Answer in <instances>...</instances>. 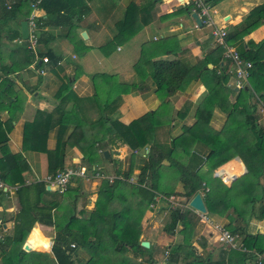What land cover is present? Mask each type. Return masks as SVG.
<instances>
[{
	"label": "trees",
	"instance_id": "obj_1",
	"mask_svg": "<svg viewBox=\"0 0 264 264\" xmlns=\"http://www.w3.org/2000/svg\"><path fill=\"white\" fill-rule=\"evenodd\" d=\"M34 1L0 0V21L5 23L25 19ZM217 1L202 0L209 7ZM35 5L44 14V17L35 18L38 30L43 26H67V35L74 29V21L86 9L85 5L70 6L67 0H38ZM192 7L193 3L188 1L181 8L190 11ZM74 17L76 19L72 21ZM128 18L125 17L124 21ZM260 24H264V3L252 8L242 22L226 32L225 43H236L242 33ZM38 30L37 41H40ZM11 37H19L17 30ZM119 39L118 35L113 37L115 41ZM246 45L242 47L238 44L237 53L242 60L249 61L251 66L247 70L245 84L237 89L227 85L230 76L228 65L231 64L230 61L219 64L223 51L220 45L205 53L197 63L181 60L175 52L169 50L161 53L152 51L147 55L146 49L142 48L140 56L132 64L134 75L139 80L132 81L129 87H135L143 79L149 78L159 97V104L128 123H122L107 113V109L115 104L116 100L112 98L115 89L122 84L110 80L104 99L95 95V102L99 105L98 117L86 122L78 117L75 110L65 111L63 108L64 103L71 99L76 103L75 96L69 90L71 80L67 79V83L59 88L64 95L59 98L58 105L49 113L37 111L38 118L32 123H26L22 134L23 149L45 153L48 175L62 169L65 144L71 145L74 135V143L83 155L87 170L102 159V153H97V143L103 140L110 144H125L130 150L147 145L144 156L131 152L126 169H115V177L100 182L96 198L88 210L84 209V203L80 200V185L76 179L72 184L70 180L62 191L52 192L44 189L43 181L23 184L20 172L23 161L19 155L11 154L4 148L6 135L0 121V179L6 184L15 185L18 202V210L12 217L11 233L2 234L0 230V264H133L124 255L126 249L135 255L147 253L148 262L136 264H154L150 257L151 246L144 248L139 244V223L149 204L156 198L167 200L176 183L181 185V191L176 193L187 199L200 192L206 213L231 214L235 220L234 226L225 227L233 234H242L240 241L246 250L262 253L264 235L246 234L244 226L251 214L264 220V128L258 125L255 115L257 103L264 108V39L256 44L248 40ZM18 48L13 53L17 55L22 51L23 58H19L25 65L32 63L34 56L27 48V42L22 41ZM75 49L81 52L86 47ZM43 56L52 65L58 61V57L51 51L40 53V60ZM207 64H216L217 68H209ZM35 66L38 67L37 62ZM14 71L16 65L0 63V103L6 102L5 105L0 104V110L6 109L8 112L3 123L7 129L12 126L11 112L16 109L13 101L19 97L13 82L6 78L8 73ZM195 77L206 90L194 105L193 122L187 126L182 125L177 135L169 133L167 143L157 142L154 139L156 129L168 125L173 119H182L191 105L186 104L172 113L167 97L175 90H184L190 79ZM230 95H233L232 101L229 100ZM214 107L225 114L219 129L210 125ZM53 126L71 128L63 140L56 142L54 148L47 149L45 139ZM179 156L187 157V160ZM235 156L243 162L245 173L228 185L223 184L220 178L211 176L213 169ZM137 160L138 164H135ZM235 164L232 161L224 164L218 172L225 174L228 179L229 175L241 170ZM134 165L138 172L135 180L128 182ZM237 166L240 164L237 163ZM0 193H3L2 189ZM43 194L50 196V199L43 200ZM256 201L261 204L254 214ZM197 221V215L188 206L169 208L168 222L163 229L170 233L179 224L181 240L167 248V264H244L252 258L250 252L229 249L227 252L219 251L217 258L212 259L204 240L199 241L202 251L197 252L192 245ZM35 222L50 228L54 233L50 260L43 253L22 249Z\"/></svg>",
	"mask_w": 264,
	"mask_h": 264
},
{
	"label": "crops",
	"instance_id": "obj_2",
	"mask_svg": "<svg viewBox=\"0 0 264 264\" xmlns=\"http://www.w3.org/2000/svg\"><path fill=\"white\" fill-rule=\"evenodd\" d=\"M6 1L9 2L10 0ZM188 1L190 0H151L150 3V0H67L68 4L73 7L85 5V11L77 19L75 17L72 18V21L76 19L74 21L76 26L74 25V29H71L68 35L66 34L67 26H43V28L38 30L40 41H37L34 52L30 50L34 60L28 65H25L19 58H23L24 53L22 51L17 55L13 53V50H19L18 46L23 41L20 38L19 23L22 20H26L30 12L35 14L36 17H44L43 11L37 7L32 10L30 6L25 19L6 21L5 23L0 21V63L16 65V71L8 73L6 78L13 82L14 89L19 92V97L13 101V106L16 109L11 112L13 115L12 126L7 129L3 124L8 115L6 109L0 110V121L6 135L4 148L11 154L19 155L23 161V167L21 166L20 169L23 184L43 181V178L47 175L45 153L23 149L22 147L24 126L26 123H32L38 118L37 111L49 113L58 105L60 102L59 98L64 95L63 92L59 91V88L67 83V79L71 80L69 90L75 96L74 100H76V103L73 99H68L69 101L64 103L63 108L65 111L75 110L78 117L83 118L86 122L95 120L98 117L97 110L99 105L95 102V95L103 100L104 92L108 89L110 80L117 84H122L115 89V95L112 98L114 97L116 101L114 105L107 109V113L122 123H128L141 117L145 112L155 109L159 104V97L155 93L149 78L143 79L135 87H129L132 81L139 80L134 75L132 64L140 56L142 48L146 49L147 55H150L149 53L152 51L161 53L169 50L175 52L176 57L181 60L192 63L199 62L205 53L214 49L216 43L209 34V28L203 24L197 26L191 17L192 10L187 11L181 8ZM263 3L264 0H219L210 7V16L217 14L218 17L214 18V20L211 16L212 20L217 26L223 27L227 32L242 22L252 8ZM128 16L127 21H124L125 17L127 18ZM15 30H17L19 37H11ZM81 32L85 33V38L80 35ZM116 35L120 36L121 39L118 41L113 40ZM263 39L264 24H260L249 32L242 33L239 40L230 44V46L237 51L238 44L246 47L248 40L256 44ZM84 46L86 47L84 51L80 52L75 49V47L79 49ZM46 50L51 51L58 57L56 64L52 65L50 62L44 63L40 60L39 54ZM219 60L221 65L223 62L226 63L228 61L223 58L222 54ZM35 62H37L38 67L35 66ZM207 66L209 68H217L216 64H207ZM40 70H42V73ZM228 72L230 76L227 85L232 87L233 67L231 65H228ZM205 90V86L195 77L190 79L184 90H175L167 97L172 113L176 109L183 108L186 104H191L182 119L170 121L168 134L177 135L180 133L182 125L187 126L193 122L192 112L194 105ZM232 99L233 95H230L229 100L232 101ZM5 103V101H1L0 104L5 105ZM256 109L255 115L258 123V121L264 120V108L258 105ZM212 118L214 121L218 118L224 121L225 114L214 107L210 125ZM221 125L218 128L215 125L211 126L214 129H219ZM258 125L260 124L258 123ZM262 127L264 128V126ZM70 128V126L66 129L62 126H53L49 129L45 139V147L47 149L54 148L56 142L63 140ZM74 138L75 135L71 139V145L65 144L62 167L74 163L84 166L83 155L74 143ZM97 147V153H103L105 150L108 156L103 157L102 155V159L97 164L91 165L90 168L92 170H99L100 168L103 171L104 168L110 167L112 170L106 172V176L115 177V169H120V167L127 168L129 165V153L128 155L126 154V148L128 147L125 144L119 142L110 144L103 140L97 143ZM1 153L0 149V157ZM134 153L137 154L139 152L135 151ZM137 155L142 157L143 154ZM183 159L186 161L187 157ZM231 161L236 163L235 167L241 168V170L233 174L235 179L246 172L241 159L235 156L213 169L211 176L219 178L217 174L225 175L218 171L224 164L231 163ZM136 163L138 164V160ZM237 163L240 166H237ZM134 166L135 168L132 170L136 171V165ZM74 179L79 182L80 200L83 201L84 209H86V203L91 202L92 204L96 198V193L86 190V184L90 183L89 186L91 187L92 181H90V177H76ZM230 182L228 177L227 181L222 183L228 185ZM3 184V193H0V230L2 234L8 235L12 230V217L18 210V202L15 196V185H9L4 182ZM70 184L72 183L70 182ZM45 190L54 191L50 187ZM42 198L47 200L50 199V196L43 194ZM260 204V201L255 202L254 214L257 213V208ZM149 206H152V204H149ZM191 210L198 217V224L196 223L193 230V237L197 240L193 244L197 243L196 245L199 249L197 252L202 251L199 241L203 240L205 241L206 250L211 251L210 256L212 259L217 258L219 251L227 252L228 250H223L218 242H216L218 243V248L213 245V241H216V239L212 224L221 223L223 226H234L235 220L232 219V215H216L206 213L205 210L204 214L207 219L204 221L195 210L192 208ZM155 211L158 212L159 210ZM144 217L142 231L140 230L138 240H145L148 242V246H152L153 244L148 238L153 237L154 232L152 230L144 231V229L148 224L154 223V226L159 216L147 211ZM179 228L180 225L177 224L175 229L170 232L169 243L166 244L167 248L174 244L176 240L179 243L181 239V235L178 233ZM31 229L33 231L30 233ZM31 229L23 242V244H28L30 250L25 251L40 252L52 258L48 247L52 243L53 231L48 227H42L37 222L32 225ZM244 232L252 235H264V220L258 219L251 214L248 223L244 226ZM235 234L238 236L237 241L241 242L242 234ZM155 239L156 241L161 240V235L155 233ZM154 246L156 247L155 244ZM40 247L44 249H40ZM246 252L252 253V258L246 260L244 264H254L253 252L255 251L247 250ZM262 254H264V251Z\"/></svg>",
	"mask_w": 264,
	"mask_h": 264
},
{
	"label": "built area",
	"instance_id": "obj_3",
	"mask_svg": "<svg viewBox=\"0 0 264 264\" xmlns=\"http://www.w3.org/2000/svg\"><path fill=\"white\" fill-rule=\"evenodd\" d=\"M38 0H35L31 3L32 10L36 8V3ZM193 3V7L191 8L192 12H195L197 17L200 20V23L209 28L210 36L215 40V43L222 46L223 58L230 61V64L233 66V81L232 87L240 88L246 82L247 70L250 68L251 63L246 60H242L238 55L237 51L230 45L226 44L224 41V36L226 31L223 27L217 26L215 22L212 20L210 16V7L203 4L202 0H190ZM6 8L9 7L8 3L5 4ZM35 14L29 13L26 18L27 22V48H29L32 52H34L36 43H37V26L35 23ZM42 62H47L46 57L41 58ZM42 73V70H40ZM147 150V149H146ZM145 150V151H146ZM88 170L83 165L71 164L62 167V169L56 171L54 174H47L43 178V182L48 186H54V190L62 191L66 184L76 177H99L101 174L98 169H91L89 176ZM222 182H226L227 178L225 175L217 174ZM109 178V181L112 179ZM4 188V184L0 179V189ZM157 200V198H156ZM188 206V205H187ZM189 207V206H188ZM198 215L202 218V220H206V215L204 213L198 212ZM212 227L216 232L215 239L218 242L223 250L229 249H237L241 251H247L245 247L241 244V242L237 241V234L231 233L225 226L221 223H213ZM253 263L254 264H264V254L253 252Z\"/></svg>",
	"mask_w": 264,
	"mask_h": 264
},
{
	"label": "rangeland",
	"instance_id": "obj_4",
	"mask_svg": "<svg viewBox=\"0 0 264 264\" xmlns=\"http://www.w3.org/2000/svg\"><path fill=\"white\" fill-rule=\"evenodd\" d=\"M211 16H212L213 20H214V18H217L218 17L217 14H212ZM75 26H76V24H75ZM23 41H25V40H23ZM216 45H218V44H216ZM258 105L262 106L261 104L257 103L256 106H258ZM263 117H264V114H263ZM222 122L223 121H222L221 118H218L216 121H214L213 118H212L211 125L212 126L215 125L218 128L222 124ZM258 123L260 125L264 126V120L258 121ZM167 131H168V125H166L165 127L164 126L163 127L161 126V127L157 128V130L155 131L154 139L157 142H160V143H163V144L167 143L168 135H169ZM146 148H147V145H145V147H141V148H138L136 150H130L129 148H126V152H127L126 154L128 155V153L130 154L131 152L133 153L135 151L136 152L138 151L139 153H137V154H140L141 153V154H143L142 156H144L146 154V152H147ZM137 154H135V155H137ZM183 157L184 156H181V157L179 156L178 158L183 159ZM74 164H76V163H74ZM122 168H123V170L126 169V167H120L121 170H122ZM109 170H112V169L110 167H107V168H104L103 171H101L100 168H99L98 171L101 174V176H99L97 178L96 177H92V178L90 177V181H92L91 187L89 186L90 183L86 184L87 185L86 186V190L92 191L93 193H96V190L98 188V185L100 184V182L103 179L109 181V178H107V177L113 178L112 176H106V172H108ZM90 172H91V169H90V171H88L87 174H90ZM137 172H138L137 170L136 171L132 170L129 178L127 179V181L128 182H133L135 180V177H136ZM87 178H89V177H87ZM82 179H84V178H82ZM72 181H74V178L70 182H72ZM49 187L51 189L54 188V186H49ZM178 191H181V187H180V184L176 183L175 185H173L172 195L169 196L167 198V200H159V199H158V201L155 200L156 202L154 201L152 203V206H149L144 211V213H143V215L145 216L146 212L147 211H150L154 215H156V216L158 215L159 216V219H158V221H155V225L154 226H153L154 223L148 224V225H146V227L144 229V231L152 230L154 232L153 233L154 236L148 238V240L151 241V243L153 244L151 246V250H150L151 251L150 252L151 253V256L150 257H151L152 263H154V264H167L166 258H167V255H168V253H167L168 252V249L166 247V244L169 243L168 240L170 239V235L171 234L168 233V232H166V231H164L163 230V226H164L165 223L168 222V210H169V208H171L173 206L174 207H178V208H183V207H186L188 205L187 198H185V197H183L181 195H178L176 193ZM91 206H92L91 202L86 203V205H85V208L86 209L85 210L91 208ZM155 210H159V211L157 212ZM163 211H165V212L163 213ZM196 212L198 213V211H196ZM144 216L141 218L140 223H139V230H141V231H142V226H143V222H144V219H145ZM155 233H159L161 235V240H157L156 241V239H155ZM215 235H216V232L214 231V236ZM156 236H157V234H156ZM45 240L47 241V239H45ZM176 241H175L174 244L178 243V241L177 242ZM195 241H197V240H195V238L193 237V243ZM193 243H192V245L196 248V250H199L198 249V246L196 245L197 243H195V244H193ZM154 244L156 245V247L154 246ZM213 245L216 248H218V243H216V241H213ZM48 248H50V247H48ZM156 248H157V251H155ZM40 249H44V248L43 247H40ZM124 255L128 259L132 260L133 261V264H136L137 262H148V260H149V257H147L146 254L145 255H140V254H136L135 255L129 249H126L124 251ZM138 258H140V260H138ZM47 259L50 260L51 257H47Z\"/></svg>",
	"mask_w": 264,
	"mask_h": 264
},
{
	"label": "water",
	"instance_id": "obj_5",
	"mask_svg": "<svg viewBox=\"0 0 264 264\" xmlns=\"http://www.w3.org/2000/svg\"><path fill=\"white\" fill-rule=\"evenodd\" d=\"M191 17H192V19L194 20V22L196 23L197 26L201 25L200 20L197 17L195 12L191 13ZM19 32H20V38L22 40H26L27 39V22H26V20L20 21V23H19ZM80 35L83 38H85V33L84 32H81ZM102 155H103V157H107L108 156L107 151L104 150ZM233 179H235V175H233V174L229 175V180L232 181ZM45 189H49V186L48 185L45 186ZM188 206L190 208H192L193 210L198 211L200 213H204L205 212V207L203 205V202H202V199H201V195H200L199 192H196L189 199ZM139 244H140V246H142L144 248L148 247V242L145 241V240H141ZM22 249L23 250H30V247L28 246L27 243H24L23 246H22Z\"/></svg>",
	"mask_w": 264,
	"mask_h": 264
}]
</instances>
